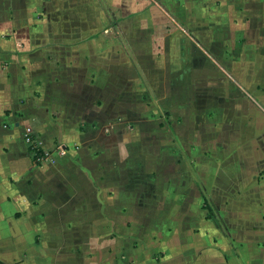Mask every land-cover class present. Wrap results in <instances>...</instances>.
<instances>
[{
    "label": "crops",
    "instance_id": "obj_1",
    "mask_svg": "<svg viewBox=\"0 0 264 264\" xmlns=\"http://www.w3.org/2000/svg\"><path fill=\"white\" fill-rule=\"evenodd\" d=\"M0 264H264V0H0Z\"/></svg>",
    "mask_w": 264,
    "mask_h": 264
},
{
    "label": "built area",
    "instance_id": "obj_2",
    "mask_svg": "<svg viewBox=\"0 0 264 264\" xmlns=\"http://www.w3.org/2000/svg\"><path fill=\"white\" fill-rule=\"evenodd\" d=\"M25 138H26V141L31 145V147L35 150H39L40 148V144H36V142L34 141L33 139V129L32 127L28 126L25 130ZM69 152V149L63 145H59L57 148H56V153L59 155V156H66ZM51 154L50 152L46 151L44 152L43 154H41L40 156V160L41 161H44V160H47L48 158H50Z\"/></svg>",
    "mask_w": 264,
    "mask_h": 264
},
{
    "label": "trees",
    "instance_id": "obj_3",
    "mask_svg": "<svg viewBox=\"0 0 264 264\" xmlns=\"http://www.w3.org/2000/svg\"><path fill=\"white\" fill-rule=\"evenodd\" d=\"M31 149H32V152L34 153V160L39 162V158H40L42 152L40 150H35L32 147H31Z\"/></svg>",
    "mask_w": 264,
    "mask_h": 264
}]
</instances>
